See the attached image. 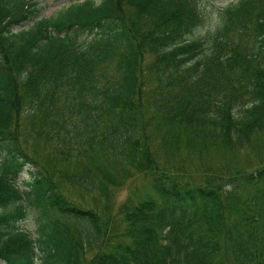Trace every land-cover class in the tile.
Returning a JSON list of instances; mask_svg holds the SVG:
<instances>
[{"label": "trees", "instance_id": "16d2710c", "mask_svg": "<svg viewBox=\"0 0 264 264\" xmlns=\"http://www.w3.org/2000/svg\"><path fill=\"white\" fill-rule=\"evenodd\" d=\"M202 4L0 0V264H264V0Z\"/></svg>", "mask_w": 264, "mask_h": 264}, {"label": "rangeland", "instance_id": "374dc122", "mask_svg": "<svg viewBox=\"0 0 264 264\" xmlns=\"http://www.w3.org/2000/svg\"><path fill=\"white\" fill-rule=\"evenodd\" d=\"M40 6L42 7V11L40 13L41 16H52L56 14L60 9L69 5L72 2H76L79 0H39ZM100 2L101 0H96ZM233 0H203V7L205 9V23L199 29H197L193 35V38H197L201 35H206L208 31H214L216 28L217 23L220 20V10L221 7L228 2ZM29 175L27 172H24L20 175V181L24 179H28ZM21 184V188H24L25 185ZM130 191L128 186L122 189L119 194L117 195V203H121L126 197L129 195ZM20 227L25 229L34 230L35 224L33 218H29V220L22 222ZM39 263V261H37Z\"/></svg>", "mask_w": 264, "mask_h": 264}]
</instances>
